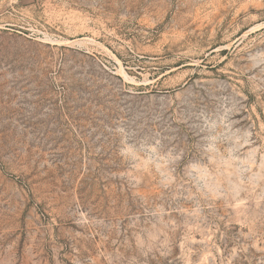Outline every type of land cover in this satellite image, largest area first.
Listing matches in <instances>:
<instances>
[{"label":"rangeland","instance_id":"374dc122","mask_svg":"<svg viewBox=\"0 0 264 264\" xmlns=\"http://www.w3.org/2000/svg\"><path fill=\"white\" fill-rule=\"evenodd\" d=\"M0 264H264V0H0Z\"/></svg>","mask_w":264,"mask_h":264}]
</instances>
